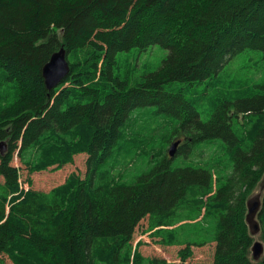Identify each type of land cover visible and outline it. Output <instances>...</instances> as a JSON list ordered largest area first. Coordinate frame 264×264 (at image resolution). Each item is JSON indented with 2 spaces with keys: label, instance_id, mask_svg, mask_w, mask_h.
Here are the masks:
<instances>
[{
  "label": "trees",
  "instance_id": "16d2710c",
  "mask_svg": "<svg viewBox=\"0 0 264 264\" xmlns=\"http://www.w3.org/2000/svg\"><path fill=\"white\" fill-rule=\"evenodd\" d=\"M62 47L70 71L50 90L42 68ZM154 48L167 50L156 68L119 72ZM244 52L264 64V0H0V264H264L246 223L264 177V82L207 120L196 106ZM213 140L225 158L172 167ZM77 160L84 172L48 191L23 179ZM258 220L264 245V192ZM147 222L179 261L136 250Z\"/></svg>",
  "mask_w": 264,
  "mask_h": 264
},
{
  "label": "rangeland",
  "instance_id": "374dc122",
  "mask_svg": "<svg viewBox=\"0 0 264 264\" xmlns=\"http://www.w3.org/2000/svg\"><path fill=\"white\" fill-rule=\"evenodd\" d=\"M159 47V46H154ZM161 48V47H160ZM163 49V48H162ZM159 48H154L147 55H145L146 51L142 53V56H138L137 49H133V51L123 55L120 60V68L119 72L121 74L126 75H134L137 77L140 73H143L147 70H151L156 68L167 54V50H162ZM248 52V51H247ZM255 52V51H250ZM246 52L242 53L239 57L233 60L231 63L225 66V69L218 75L216 78L210 81L207 85L203 83L200 87L195 91V94L199 95L203 93V96L197 102V107L202 114V118L207 120L211 117V113L215 108L216 103L219 98L222 97H241V96H251L254 93L259 92L261 89L258 86H255L257 83L264 82V64L258 62V57H255L254 60L252 55L246 54ZM261 54L260 52H257ZM145 56H144V55ZM141 55V53H140ZM262 56V54H261ZM263 61V60H262ZM177 84V83H176ZM207 93V95H206ZM150 120L152 123H156L158 119L155 117H151ZM164 123V122H163ZM171 128L165 130V133H168ZM182 142L184 139L182 137L179 138ZM152 140H156V144L152 145L153 147L160 148L161 147V136L159 132L152 135L149 139V142ZM176 141V140H175ZM159 143V144H158ZM173 143V142H172ZM172 145V144H171ZM170 145V146H171ZM179 147V146H178ZM178 150V148H177ZM222 156L226 157L223 151L220 149V141H206L198 144L194 150V153L190 152L188 154L181 152L179 153L172 161V167L181 166V165H198L201 161L209 159L210 156ZM78 157V156H77ZM17 159V158H16ZM16 163V162H15ZM144 164L143 161H137L135 167H139ZM20 165V163H19ZM84 172L83 171V161L77 160L73 165H66L64 168L60 170H50L44 172H36L29 174L25 171V176L23 175V179L27 182L26 178H30L32 180V185L34 188L48 191L56 185L61 184L66 177L74 172ZM48 175L50 178H55L57 175L60 178L53 180L51 184L45 185L39 179H44V176ZM261 182V181H260ZM27 184V183H26ZM28 186V185H26ZM257 190L252 192L255 193ZM147 224L143 226V228L138 229L137 233L134 237V246L136 250H138V245L140 246V252L148 257L160 256L163 258H167V260L179 261L178 251L179 246H176L171 242L168 237L170 234L166 236L157 235L154 236V230H147ZM189 231H194L192 227ZM164 240V241H163ZM203 249L210 251V246H205ZM198 249H195V253ZM199 259V258H197ZM199 259L198 261H200Z\"/></svg>",
  "mask_w": 264,
  "mask_h": 264
},
{
  "label": "water",
  "instance_id": "95a60500",
  "mask_svg": "<svg viewBox=\"0 0 264 264\" xmlns=\"http://www.w3.org/2000/svg\"><path fill=\"white\" fill-rule=\"evenodd\" d=\"M70 65L67 59V52L64 47L54 52L48 62H46L42 68V75L45 81V85L48 89H53L58 86L62 80L69 74ZM181 140H177L172 143L169 148V154L173 157L176 154L177 148ZM5 142H0V152H6ZM264 192V177L259 183L258 190L253 193L247 200V214L246 223L249 227V231L253 237H258L261 231L260 222L258 220V214L262 207V197ZM264 254V245L256 239L252 246V257L254 260H260Z\"/></svg>",
  "mask_w": 264,
  "mask_h": 264
},
{
  "label": "bare ground",
  "instance_id": "6f19581e",
  "mask_svg": "<svg viewBox=\"0 0 264 264\" xmlns=\"http://www.w3.org/2000/svg\"><path fill=\"white\" fill-rule=\"evenodd\" d=\"M168 91V90H167ZM185 93H187V91L185 92ZM187 97V96H186ZM193 98V97H192Z\"/></svg>",
  "mask_w": 264,
  "mask_h": 264
}]
</instances>
